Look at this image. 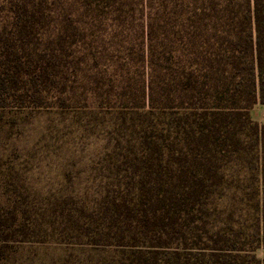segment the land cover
<instances>
[{
  "label": "trees",
  "instance_id": "16d2710c",
  "mask_svg": "<svg viewBox=\"0 0 264 264\" xmlns=\"http://www.w3.org/2000/svg\"><path fill=\"white\" fill-rule=\"evenodd\" d=\"M258 104L264 0H0V110H88L107 140L85 195L9 210L1 241L264 264ZM228 209L239 220L222 227Z\"/></svg>",
  "mask_w": 264,
  "mask_h": 264
},
{
  "label": "rangeland",
  "instance_id": "374dc122",
  "mask_svg": "<svg viewBox=\"0 0 264 264\" xmlns=\"http://www.w3.org/2000/svg\"><path fill=\"white\" fill-rule=\"evenodd\" d=\"M94 116H93V115ZM89 111L0 110V216L9 210L52 211L62 197L85 195L94 180L103 147L104 126H95L97 113ZM254 122L264 125V106L251 111ZM101 123L102 115L97 116ZM96 122V123H97ZM102 156V155H101ZM228 209L218 217L225 227L239 214ZM233 215V216H232ZM244 219L249 215L245 213ZM8 219V224L11 220ZM38 219V216H37ZM253 220L247 221L252 226ZM0 230V264H111L118 254L108 249L60 244L57 241L4 242ZM17 240V239H11ZM19 240V239H18ZM56 240V239H50ZM264 259V249L256 251Z\"/></svg>",
  "mask_w": 264,
  "mask_h": 264
}]
</instances>
